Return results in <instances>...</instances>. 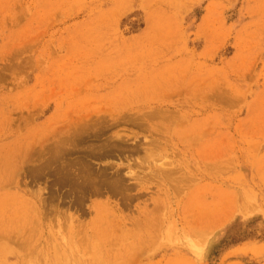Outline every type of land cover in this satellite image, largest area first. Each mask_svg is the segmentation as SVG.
Wrapping results in <instances>:
<instances>
[{"label":"rangeland","instance_id":"1","mask_svg":"<svg viewBox=\"0 0 264 264\" xmlns=\"http://www.w3.org/2000/svg\"><path fill=\"white\" fill-rule=\"evenodd\" d=\"M0 264H264V0H0Z\"/></svg>","mask_w":264,"mask_h":264},{"label":"bare ground","instance_id":"2","mask_svg":"<svg viewBox=\"0 0 264 264\" xmlns=\"http://www.w3.org/2000/svg\"><path fill=\"white\" fill-rule=\"evenodd\" d=\"M82 172H83V170H82ZM84 174V173H83ZM85 176V175H84ZM87 176V175H86ZM98 177H99V175H98ZM97 178V177H96ZM100 178V177H99ZM93 179V178H92ZM93 180H95V179H93ZM102 180V179H101ZM99 181V180H98ZM113 184V183H112ZM98 189V188H97Z\"/></svg>","mask_w":264,"mask_h":264},{"label":"trees","instance_id":"3","mask_svg":"<svg viewBox=\"0 0 264 264\" xmlns=\"http://www.w3.org/2000/svg\"><path fill=\"white\" fill-rule=\"evenodd\" d=\"M224 241H226V239H225V240H223L222 242H224ZM236 241H239V240H235V241H233V242L235 243Z\"/></svg>","mask_w":264,"mask_h":264}]
</instances>
